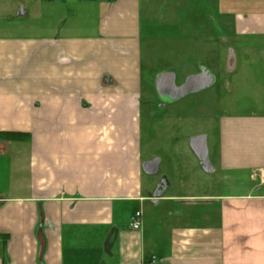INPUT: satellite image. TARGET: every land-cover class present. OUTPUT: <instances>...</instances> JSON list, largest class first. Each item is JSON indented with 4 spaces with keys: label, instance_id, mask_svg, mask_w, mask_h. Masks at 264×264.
Here are the masks:
<instances>
[{
    "label": "crops",
    "instance_id": "1",
    "mask_svg": "<svg viewBox=\"0 0 264 264\" xmlns=\"http://www.w3.org/2000/svg\"><path fill=\"white\" fill-rule=\"evenodd\" d=\"M94 4L86 34L0 35V132L28 134L0 137V264H264L263 97L204 135L207 171L211 150L250 186L191 195V180L143 177L163 158L142 149V91L152 77L158 97L156 77L173 71L142 68L141 0ZM233 20L228 35L264 40V10Z\"/></svg>",
    "mask_w": 264,
    "mask_h": 264
},
{
    "label": "rangeland",
    "instance_id": "2",
    "mask_svg": "<svg viewBox=\"0 0 264 264\" xmlns=\"http://www.w3.org/2000/svg\"><path fill=\"white\" fill-rule=\"evenodd\" d=\"M98 1L0 0V35L45 37L58 24L69 32L89 33ZM245 8L264 10V0H141V62L147 75L173 71L177 84L203 66L215 75L209 87L163 106L148 78L151 84L146 81L142 91L149 111L141 121V145L144 153L163 159L157 173L143 177L191 180V195L252 184L245 173L220 171L211 150L215 168L208 172L189 149L190 137L207 134L211 141L215 116L252 112L260 108L252 102L264 99V40L228 35L235 14Z\"/></svg>",
    "mask_w": 264,
    "mask_h": 264
},
{
    "label": "water",
    "instance_id": "3",
    "mask_svg": "<svg viewBox=\"0 0 264 264\" xmlns=\"http://www.w3.org/2000/svg\"><path fill=\"white\" fill-rule=\"evenodd\" d=\"M213 80V76L204 68L200 67L198 73L188 75L180 85L175 84L174 73H160L156 77V90L158 97L163 102L176 100L186 94L201 91L208 87ZM189 145L195 153L203 169L210 170L211 165L207 155L206 139L204 135L193 136ZM158 158L144 161L142 169L147 174L157 171Z\"/></svg>",
    "mask_w": 264,
    "mask_h": 264
},
{
    "label": "built area",
    "instance_id": "4",
    "mask_svg": "<svg viewBox=\"0 0 264 264\" xmlns=\"http://www.w3.org/2000/svg\"><path fill=\"white\" fill-rule=\"evenodd\" d=\"M140 217H141V212L139 210L133 213V215L131 216V221H130V225L132 228L136 229L139 227ZM143 264H156V259L154 256H151L150 258L145 260Z\"/></svg>",
    "mask_w": 264,
    "mask_h": 264
},
{
    "label": "trees",
    "instance_id": "5",
    "mask_svg": "<svg viewBox=\"0 0 264 264\" xmlns=\"http://www.w3.org/2000/svg\"><path fill=\"white\" fill-rule=\"evenodd\" d=\"M28 136L27 133L18 132V131H1L0 137L6 139H22Z\"/></svg>",
    "mask_w": 264,
    "mask_h": 264
},
{
    "label": "flooded vegetation",
    "instance_id": "6",
    "mask_svg": "<svg viewBox=\"0 0 264 264\" xmlns=\"http://www.w3.org/2000/svg\"><path fill=\"white\" fill-rule=\"evenodd\" d=\"M199 72V70L198 71H196L195 73H198Z\"/></svg>",
    "mask_w": 264,
    "mask_h": 264
}]
</instances>
